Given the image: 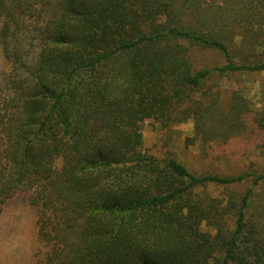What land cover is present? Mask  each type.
<instances>
[{"label": "trees", "instance_id": "trees-1", "mask_svg": "<svg viewBox=\"0 0 264 264\" xmlns=\"http://www.w3.org/2000/svg\"><path fill=\"white\" fill-rule=\"evenodd\" d=\"M0 63V215L29 194L32 264H264V173L196 174L142 139L150 119L202 145L264 129L214 81L264 71V0H0Z\"/></svg>", "mask_w": 264, "mask_h": 264}, {"label": "rangeland", "instance_id": "rangeland-1", "mask_svg": "<svg viewBox=\"0 0 264 264\" xmlns=\"http://www.w3.org/2000/svg\"><path fill=\"white\" fill-rule=\"evenodd\" d=\"M203 53L206 57L199 62L219 65L224 61L219 53L204 50ZM2 67L0 63L1 72ZM214 81H217L224 110L237 100L236 96L242 95L248 99L253 114L264 113V71L215 76ZM193 136L192 120L166 130L152 119L143 123L142 139L146 150L162 158L173 156L196 174L230 176L253 171L264 173V129L251 119L244 132L226 140L215 138L202 145L200 141L188 139ZM57 164L60 167L62 161ZM252 183V180L232 185L209 183L201 193L217 201H227L231 197L239 201ZM258 194L259 205L264 206V180L258 187ZM204 229L209 227L206 225ZM45 249L38 237L37 212L29 204V194L18 193L0 215V264H32Z\"/></svg>", "mask_w": 264, "mask_h": 264}]
</instances>
